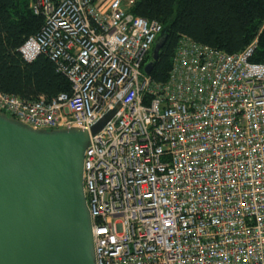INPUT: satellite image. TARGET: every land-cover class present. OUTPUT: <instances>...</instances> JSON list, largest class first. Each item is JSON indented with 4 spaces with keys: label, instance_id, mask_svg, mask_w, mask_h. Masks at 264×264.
I'll return each instance as SVG.
<instances>
[{
    "label": "built area",
    "instance_id": "1",
    "mask_svg": "<svg viewBox=\"0 0 264 264\" xmlns=\"http://www.w3.org/2000/svg\"><path fill=\"white\" fill-rule=\"evenodd\" d=\"M136 0H31L21 45L71 80L50 101L0 93L33 129L89 134L83 191L95 264H264V63L181 38L170 75L144 72L161 25ZM103 128L90 129L105 113Z\"/></svg>",
    "mask_w": 264,
    "mask_h": 264
},
{
    "label": "water",
    "instance_id": "2",
    "mask_svg": "<svg viewBox=\"0 0 264 264\" xmlns=\"http://www.w3.org/2000/svg\"><path fill=\"white\" fill-rule=\"evenodd\" d=\"M156 40L146 75L163 35ZM88 142L84 129L35 130L0 112V264H95L82 180Z\"/></svg>",
    "mask_w": 264,
    "mask_h": 264
},
{
    "label": "trees",
    "instance_id": "3",
    "mask_svg": "<svg viewBox=\"0 0 264 264\" xmlns=\"http://www.w3.org/2000/svg\"><path fill=\"white\" fill-rule=\"evenodd\" d=\"M30 1L0 0V93L49 101L69 94L71 83L47 56L39 54L31 62L21 56V44L44 24L30 10ZM130 13L161 25L164 42L148 73L157 84L168 80L181 38L228 54L252 45L249 61L264 63V0H136Z\"/></svg>",
    "mask_w": 264,
    "mask_h": 264
},
{
    "label": "bare ground",
    "instance_id": "4",
    "mask_svg": "<svg viewBox=\"0 0 264 264\" xmlns=\"http://www.w3.org/2000/svg\"><path fill=\"white\" fill-rule=\"evenodd\" d=\"M90 1H91V2H96V1H99V0H90ZM129 11H130V10H129ZM32 36H33V35H32ZM32 36H31V37H32ZM155 40H156V39H155ZM156 41H157V40H156ZM156 41L154 42V44L156 43ZM22 44H23V43H22ZM22 44H21V45H22ZM154 44H153V45H154ZM151 47H152V45L147 49V51H146L147 53H148V51L151 49ZM249 47L252 48V45L249 46ZM20 49H21V47H20ZM20 49H19V52H20ZM248 49H249V48H248ZM248 49H246V50H248ZM176 50H177V49H176ZM246 50H245V51H246ZM151 51H152V50H151ZM252 51H253V48H252ZM176 52H177V51H176ZM147 53H146V54H147ZM251 53H252V52H251ZM151 54H152V52H151ZM42 55L47 56L45 53L42 54ZM146 56H147V55H146ZM22 57H23V56H22ZM47 57L49 58V56H47ZM49 59H50V58H49ZM151 59H152V58H151ZM149 61H151V60H149ZM149 61H148V62H149ZM172 64H173V63H172ZM69 80H70V79H69ZM70 83H71V80H70ZM51 100H52V99H51ZM49 101H50V100H49Z\"/></svg>",
    "mask_w": 264,
    "mask_h": 264
}]
</instances>
